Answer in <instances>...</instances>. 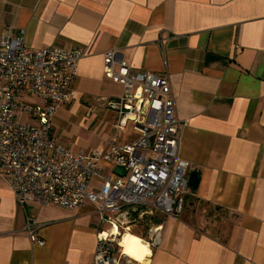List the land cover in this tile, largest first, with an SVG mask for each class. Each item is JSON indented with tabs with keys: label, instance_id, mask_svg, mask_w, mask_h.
I'll return each mask as SVG.
<instances>
[{
	"label": "crops",
	"instance_id": "0c3cea01",
	"mask_svg": "<svg viewBox=\"0 0 264 264\" xmlns=\"http://www.w3.org/2000/svg\"><path fill=\"white\" fill-rule=\"evenodd\" d=\"M21 28L28 47L86 52L75 97L53 119V136L71 150L102 147L117 132L107 99L123 87L104 70L106 50L169 73L179 156L199 184L179 216L149 211L124 232L149 248L139 264H264V0H0V41ZM97 115L100 140L76 136ZM137 136L120 132L126 142ZM28 216L43 245L31 239ZM155 224L163 230L152 245ZM98 228L110 224L93 205L24 206L0 176V264H95Z\"/></svg>",
	"mask_w": 264,
	"mask_h": 264
},
{
	"label": "built area",
	"instance_id": "2783aa9c",
	"mask_svg": "<svg viewBox=\"0 0 264 264\" xmlns=\"http://www.w3.org/2000/svg\"><path fill=\"white\" fill-rule=\"evenodd\" d=\"M25 34L7 30L0 41V176L24 206L30 200L70 210L93 205L110 224L97 229L95 264H139L124 253V232L149 211L179 216L192 191L191 164L179 156L183 124L169 73L133 68L120 50H106L104 70L123 87L107 99L117 113V132L102 147L71 150L53 136V119L75 97L86 52L76 46L31 48ZM121 131L138 136L126 142ZM26 228L44 244L34 217L28 216ZM162 230V224L152 227V245Z\"/></svg>",
	"mask_w": 264,
	"mask_h": 264
},
{
	"label": "bare ground",
	"instance_id": "6f19581e",
	"mask_svg": "<svg viewBox=\"0 0 264 264\" xmlns=\"http://www.w3.org/2000/svg\"><path fill=\"white\" fill-rule=\"evenodd\" d=\"M121 245L124 247V253L137 261L143 260L149 249L147 244H145L139 236H136L131 232L124 235L121 240Z\"/></svg>",
	"mask_w": 264,
	"mask_h": 264
},
{
	"label": "rangeland",
	"instance_id": "374dc122",
	"mask_svg": "<svg viewBox=\"0 0 264 264\" xmlns=\"http://www.w3.org/2000/svg\"><path fill=\"white\" fill-rule=\"evenodd\" d=\"M115 114H116V111L115 110H111V114L110 115L112 116V115H115ZM97 118L102 119L101 116L97 115V117H92L91 121L88 120L89 123H85V124L80 125V128L77 131L78 135H76V136L84 137L86 139L92 137V142H98L100 140V138H101V136L99 134H102L105 129H104L103 125L99 124V122L96 120ZM93 120H95V122ZM99 183H100V181L98 179H93L92 180V184L93 185H97Z\"/></svg>",
	"mask_w": 264,
	"mask_h": 264
},
{
	"label": "water",
	"instance_id": "95a60500",
	"mask_svg": "<svg viewBox=\"0 0 264 264\" xmlns=\"http://www.w3.org/2000/svg\"><path fill=\"white\" fill-rule=\"evenodd\" d=\"M115 172L123 175L124 169L117 166L115 167ZM189 183L193 189H197L198 184H199V175L197 171H191L190 176H189Z\"/></svg>",
	"mask_w": 264,
	"mask_h": 264
}]
</instances>
